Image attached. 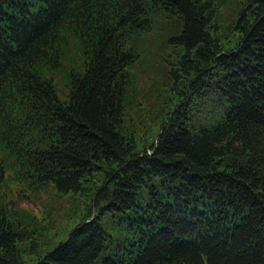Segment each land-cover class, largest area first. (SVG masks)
<instances>
[{"label":"trees","instance_id":"trees-1","mask_svg":"<svg viewBox=\"0 0 264 264\" xmlns=\"http://www.w3.org/2000/svg\"><path fill=\"white\" fill-rule=\"evenodd\" d=\"M0 264H264V0H0Z\"/></svg>","mask_w":264,"mask_h":264},{"label":"rangeland","instance_id":"rangeland-1","mask_svg":"<svg viewBox=\"0 0 264 264\" xmlns=\"http://www.w3.org/2000/svg\"><path fill=\"white\" fill-rule=\"evenodd\" d=\"M213 111H215V108H214ZM193 118H195V119L199 118L205 123H210V122L216 121V116H214V115H209L208 116V109H203V108H199L196 111H194L193 112ZM28 201H29L28 203L30 205H33L31 200H28Z\"/></svg>","mask_w":264,"mask_h":264}]
</instances>
